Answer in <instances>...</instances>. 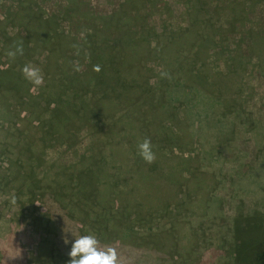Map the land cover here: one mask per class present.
<instances>
[{
	"label": "rangeland",
	"instance_id": "rangeland-1",
	"mask_svg": "<svg viewBox=\"0 0 264 264\" xmlns=\"http://www.w3.org/2000/svg\"><path fill=\"white\" fill-rule=\"evenodd\" d=\"M77 1L82 4L81 11L108 16L114 26L134 24L142 33L152 28L151 37L160 31L161 19H165L167 29L178 32L188 21L183 14L185 7L189 5L193 13V9L203 7L194 0H155L159 11L138 23L136 16L144 8L143 0ZM214 4L207 1L212 21L218 19ZM21 5L32 10L30 15L22 11L25 29L20 26V0H0V72L19 77L18 71L25 65L22 51L8 55L7 47L17 37V41L27 38L26 29L30 28L31 38L41 37L44 44L40 49L39 43L33 46L32 40L26 42L36 67L29 96L18 90L20 86L12 89L9 85L10 91L0 88V264H60L67 255L70 258L67 237L75 228L83 233L75 239L69 237L74 258L86 257V246L91 253L102 249L104 238L87 224L93 222L77 213L78 209L89 214L100 212L95 202L86 197L87 203L73 195L65 200L67 207H74L73 218L60 221L56 218L60 204L52 202L51 195L45 196L52 206L41 203L39 189L29 194L20 187L21 168L45 178L53 170L81 165H97L90 170L96 178L99 170L103 182L97 189L106 187L107 180L115 181V188L103 195L107 207L112 204L114 208L115 223L120 221L122 228L117 230V238L108 240L115 248L110 250L115 264H140L145 257L137 248L143 245L147 251L155 250L157 236L163 249L166 243L172 264H246L245 259L255 249V244L248 242H257L264 235V229L258 235L249 234L245 226L261 223L264 227V41L255 38V32L249 38L242 30L249 24L254 30L260 26L264 37V0H223L220 21L208 24L210 29L219 27L218 41L222 44L221 58L210 55L212 71L220 78L226 76L222 83L219 81V88H211L212 95L193 90L194 84L185 75L181 80L177 76L179 82L165 85L163 94L124 82L116 90L123 99L121 106L107 116L92 114L80 122L75 120V128L66 134L71 137L49 131L46 120L53 113L55 97L66 103L74 94L66 86L57 87V81L66 72H80L86 60L75 58L72 65L61 66L60 72H65L59 78H49V83L40 74L57 76L61 57L67 55V49L58 48L57 41L51 47L52 39L74 35L78 40L87 30L84 26L90 25L85 23L77 30L76 23L66 17L65 0H26ZM204 17L207 19V12ZM37 19L44 27L42 34L36 33L41 26ZM58 29L60 34L55 32ZM46 38L51 39L49 43ZM52 53L55 56L49 57L53 59L49 67H41ZM225 55L230 57L223 62ZM146 65L141 79L152 84L156 68L150 62ZM96 80L92 76L87 89L79 90L86 104L93 96L90 92ZM202 85L207 88L210 84ZM54 86L61 96L49 93ZM43 89L50 97L47 101L36 97L37 91L44 93ZM23 101L34 114L22 110ZM73 101L75 105L68 104L84 111ZM23 126L25 133H20ZM27 142L28 151L24 152ZM124 246L134 249L124 250ZM97 259L100 263V257Z\"/></svg>",
	"mask_w": 264,
	"mask_h": 264
},
{
	"label": "trees",
	"instance_id": "trees-1",
	"mask_svg": "<svg viewBox=\"0 0 264 264\" xmlns=\"http://www.w3.org/2000/svg\"><path fill=\"white\" fill-rule=\"evenodd\" d=\"M24 1L26 0H20V26L24 27L25 29L27 28L25 22L23 23V21H21L24 19L22 16L24 13L22 11H28L30 15L32 10L30 11L25 7L22 8L21 4ZM143 1L145 3L144 8L139 9L141 14L136 16V21L138 23L140 20L146 21V16L151 15L154 10L159 11L158 7L155 5V0ZM207 1L208 0H194V3L198 2L200 5H203V7L199 8L198 5V8L193 9L195 13L191 12L192 8L189 5L185 7L183 14L187 17L188 21L186 26L180 29V31L175 32L173 29H167V26L165 25V19H161L162 25L160 31H158L155 37H151L152 32H154L152 28L147 27L149 33H142L138 26L134 24L131 25L127 23L124 26H114L109 20L108 16H92L85 11L80 10L79 5H82L81 2L77 0H65L66 5L64 10L67 11L66 17L71 23H76V29L79 30L82 28L80 26L84 25L85 23H88L91 28L89 26H84V28L87 30H85L84 35H82L81 38L78 37V40L74 35L71 37L65 35L63 37L59 36L58 39H52L53 41L50 42L52 43L51 47L56 45L58 42V48H66L67 55H63L61 57V63H59L57 68V76L51 75V72L50 75H48L47 72L40 74L44 82L46 81L49 83V78H59L60 74L65 72L62 70L60 72V67L64 65H72L75 58L80 60L84 59L86 61L83 69L80 72L76 73L77 71H75V73L72 72L73 74L66 72L62 76V79L57 81L56 86L58 84L60 85V88L66 86V90L71 89L72 93L74 94L73 97L70 96V98L67 99L66 103L61 101L58 97L54 98L55 106L52 107L53 113L49 115V118L46 120L49 131L66 135L72 130V128H75L73 125L75 120L80 122L88 115L92 114H97L96 117L98 118V115L102 114L107 116L110 114L112 109H116L117 105L121 106V103H123V99L119 97V94L116 92V90L117 88H121V84L123 85L124 82L136 84L143 90H145V87H147L149 91L152 89L156 90V92L160 94H163L165 85L167 86L174 82H179L178 77L180 79L182 75H185L188 79V82H192L194 84L193 90L197 91L200 95L202 93L201 90H204L206 93L212 95V89H215L216 87L219 88V81L222 83L226 76L222 75L220 78L216 72L212 71L213 65L210 64V57L212 56L213 58L217 59L220 57L219 54L221 51L219 49H221L222 44L218 41L220 34L217 29H219V27L216 26L214 29H210L208 24H211L210 22L217 24L220 21V17H222L224 14V9H222L220 6L223 0H209L215 3L213 6L216 14L218 15V19L212 21V12L206 10ZM163 5L165 4L163 3ZM227 10L228 9H226V11ZM40 12L42 13V11ZM206 12L207 19H204ZM34 17H36V13H34L33 18ZM45 22L48 24L47 15L45 16ZM37 23L41 25L42 22L41 20H38ZM145 24L148 26L147 22H145ZM29 29H26L28 32L27 38L24 39L20 37L17 41V37L16 40H11L7 47L8 55H13L16 53L19 54L18 51H22L23 56L20 55V57L25 62V65H23L24 68L18 71L19 77L16 78L15 74L7 75L4 71L0 72V88H8V91H10V87L14 89L16 87L19 88L20 86V89L18 90H20V92L26 97L29 96V82L31 83L32 76L35 75L34 71H36V67L33 65L34 62H32L31 57L28 56L29 52L26 51V49H30L28 47L26 48V42H28V40H32L33 46H36V44L39 43L40 49L44 44L41 37L31 38ZM43 31L44 27L41 25L36 33L42 34ZM55 32L56 34H60L59 29ZM253 32L256 33L255 38L264 41V37L262 38V27H256L254 30L252 25L249 24L246 30H242V33H244L249 38H251ZM50 40L51 39L48 40L46 38L45 42L49 43ZM52 54L45 57V64L41 65V67H49V63H52L53 60H51L49 57L55 56L54 53ZM227 57H230V55H225V57H222L223 62H225ZM147 62H150L153 65V68H156L155 82L152 84H149L146 81L144 83L141 79L142 71L146 68ZM31 65L33 67H31ZM76 68H78V66ZM31 69L32 72H29ZM92 76L97 80L91 88L90 93L93 96H91V100H87L88 103L86 104L85 101L81 99V95H78V93L81 89H87V86L85 85H88V82L91 81ZM204 83H208L210 85H207L206 88L204 85H202ZM56 86H54V90L52 89L49 91V93L53 96L60 95V92L55 91ZM43 91L44 93L40 90L37 91L38 93H36V97L44 98V100L47 101L50 99V97L45 95V89H43ZM1 95H3V92H1L0 96ZM84 95L85 94H83V96ZM1 100L2 99H0V101ZM73 100H75L77 105L84 107V111L74 109L75 107L73 105L68 104L73 103L75 105ZM26 101L22 102L23 108H25L22 110L24 112L27 111L30 112V114H34L32 113V110L28 109V102L26 103ZM124 104H122V106H124ZM87 107H90V109L87 110ZM17 116L18 114H16V117ZM30 120L31 119H29V121ZM40 127L41 125L39 128ZM25 128L23 126L20 130V133H25ZM66 136L68 137L69 135ZM25 145L24 152L28 151L26 149L29 146L28 142ZM93 169H97V165H81V168L78 166L76 169H67V167H65L59 171L53 170L48 176L41 178L39 175L34 174L32 170H25L21 168L20 174L23 178L21 179L22 184L20 187L28 190L29 194H35V190L39 189L42 191L41 203L49 204L50 206H52L49 203L51 201L46 200L45 195H51V200H53L52 202H55V204L58 202L60 204V210L56 215L58 220L65 221L66 219L73 218L72 212L74 207L73 205H70L71 207H67V203L65 202L66 199L68 201L69 199L73 198V195H78V199H84L85 202L89 203L86 198L88 197L90 202H95V204L99 206L101 210L100 212L93 211L94 214H89L88 212H82L78 209L77 213L79 212L80 214L89 217L90 221L93 223L88 222V220L86 221L88 222L87 224H91L93 228H95L96 232L104 238L103 240H105L106 244H103V247L99 252L94 253L89 252L88 246H86L85 250L87 251L88 255L86 257H82L81 260H78L76 257L74 258L73 253L75 248H73V244H70L71 238L69 237L72 236V238L75 239L77 238L78 233H83L82 230L79 229L80 231H78V229L76 230L75 228L72 230V234H70V232L69 237H67L68 247H66V249L70 252V258H68L69 255H67L66 261H62L60 264H115L112 262L113 257L112 253L110 252V250L115 248L114 245H111L110 242H108V240L110 237L117 238L119 235L117 230L122 231V228L120 221L118 224L115 223L116 219L114 218L113 213L114 208L112 207V204L110 207H107V204L109 203L107 202V199H104L105 197L103 195L108 191H111V189H114L116 185H114L115 181H112L113 183H111L110 180H107L104 182L106 187L97 189L96 186L102 184L103 181L100 180L99 170H97L98 177L96 178V175L90 171ZM74 178L77 181L74 182ZM71 181L74 182L73 187L70 186ZM66 188L69 190H66ZM112 193H109V195ZM120 204H122V201H120ZM124 211L127 212L125 208ZM84 218L81 222L83 225L86 224L83 222L85 221ZM106 221L107 224H105ZM49 222L53 223L52 221ZM235 224L237 226V221ZM245 226H247L248 230L250 231L248 232L249 234H253V232H255L258 235L264 229L261 223L245 224ZM239 229L240 227L238 226L237 230ZM240 233L241 232L238 231L236 235L239 236L238 234ZM260 236L262 237H260V239L257 238V242H253L255 239L251 242H248V244L254 243L255 249L251 252V254L248 255V258L245 259L246 264H264V235ZM157 237L154 238L155 243H157V245L155 244V250H153V248H148L149 250L147 251V247L143 245H139L137 248L138 251L140 250V254L145 257L144 261L148 259V262L142 261L140 264H169V262L172 264V260H170L168 257V250L167 248L165 249L166 243L164 242L163 249V247H161L162 244H160V237ZM123 249L133 250L134 248H132V246L128 248L124 246ZM91 256H93V259H91ZM97 256L101 259L100 263H98L99 260L97 259ZM248 259L251 262L248 261ZM137 264H139V262H137Z\"/></svg>",
	"mask_w": 264,
	"mask_h": 264
}]
</instances>
